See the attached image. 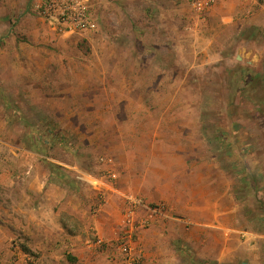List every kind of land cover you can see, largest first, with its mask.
I'll use <instances>...</instances> for the list:
<instances>
[{"label": "rangeland", "instance_id": "rangeland-1", "mask_svg": "<svg viewBox=\"0 0 264 264\" xmlns=\"http://www.w3.org/2000/svg\"><path fill=\"white\" fill-rule=\"evenodd\" d=\"M32 1L0 0V264H37L14 217L49 218L31 187L48 176L56 192L117 197L116 241L130 209L138 230L159 206L237 205L264 264V7L182 26L174 44L109 3L95 31L55 36Z\"/></svg>", "mask_w": 264, "mask_h": 264}, {"label": "crops", "instance_id": "crops-1", "mask_svg": "<svg viewBox=\"0 0 264 264\" xmlns=\"http://www.w3.org/2000/svg\"><path fill=\"white\" fill-rule=\"evenodd\" d=\"M88 2L96 11L103 10L107 3L110 6L114 4L115 10L125 11L132 28L134 14L139 11L145 35L155 26L161 41L174 44L180 40L178 30L182 26L190 29L195 24H207L211 15H222L226 19L228 12L243 15L244 21L255 22L263 14L264 7L258 0H217L207 12L206 21L201 22L189 0ZM97 15L99 17V12ZM102 15L103 12L98 18V27ZM48 25L55 36L68 38L73 35L59 34ZM145 35H141V38ZM110 40L118 42L119 38L113 35ZM236 56L242 57L239 53ZM31 187L45 194L51 206L49 215H46L49 218L43 219L37 211H33L37 216L30 219L15 216L14 232L18 231L29 239L28 246L39 253V256H35L37 264H124L123 255L118 249L119 241H116L123 205L117 197L109 195L103 202L95 195L56 192L60 183L55 184L49 176L42 182L36 181ZM63 187L68 191L65 185ZM89 207L93 211L86 209ZM195 208L199 211H195ZM177 211L178 216H152L148 226H141L137 230V239L133 243L143 254L145 264H255L256 260L259 261L257 257L261 254L263 234L254 226L239 224L237 205L216 206L212 200L205 199L203 206L192 203L189 211L181 206L177 207ZM68 218H73L76 223L69 222ZM246 218H251L247 212ZM11 235L13 233H6L5 238H11ZM98 237L103 238L105 243L98 245Z\"/></svg>", "mask_w": 264, "mask_h": 264}, {"label": "built area", "instance_id": "built-area-1", "mask_svg": "<svg viewBox=\"0 0 264 264\" xmlns=\"http://www.w3.org/2000/svg\"><path fill=\"white\" fill-rule=\"evenodd\" d=\"M189 2L198 14L199 20L204 22L206 21L207 12L217 0H189ZM32 5L33 11L47 21L59 34L95 31L98 28L97 12L91 7L88 0H33ZM134 201L136 202L137 200L135 199ZM163 207L159 206L154 209H149L151 213L150 217L160 215ZM143 224L144 219L141 222V225ZM124 225V233L119 239V248L125 256V264H145L142 257L137 254L136 245L132 241L138 228L132 209L125 215ZM96 243L102 245L105 243V240L98 237Z\"/></svg>", "mask_w": 264, "mask_h": 264}]
</instances>
